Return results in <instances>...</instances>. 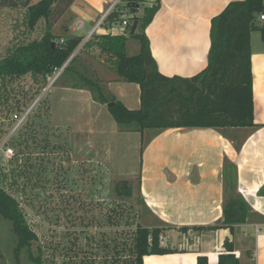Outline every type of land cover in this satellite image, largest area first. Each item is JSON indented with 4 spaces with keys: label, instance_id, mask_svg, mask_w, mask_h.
I'll use <instances>...</instances> for the list:
<instances>
[{
    "label": "rangeland",
    "instance_id": "rangeland-1",
    "mask_svg": "<svg viewBox=\"0 0 264 264\" xmlns=\"http://www.w3.org/2000/svg\"><path fill=\"white\" fill-rule=\"evenodd\" d=\"M126 5L122 1L121 6ZM69 10L55 26V35L67 34L68 29V35L85 38L88 27L73 31L82 16L74 17ZM144 11L141 7L136 16ZM26 14L25 7L0 8V61L45 33L44 20L30 30ZM127 16L134 15L129 10ZM252 35L254 47L263 43L260 32ZM139 48L140 41L131 39L128 55ZM75 54L80 60L74 70L58 72L48 81L32 75L0 80V116L9 119L31 111L10 140L15 157L8 160L0 152L1 185L17 199L38 236L41 264H126L133 261L130 248L142 222L140 189L144 186L147 194L159 189L170 196L167 186L158 183H164L162 171L168 165L163 161L165 147L161 138L147 144L153 132H146L142 140L139 132L121 131L106 105L94 103L89 91L73 89L78 75L96 80L98 70L104 78L113 72L110 58L96 48L85 50L82 43ZM136 87L134 83L121 87L127 102L140 98ZM14 125L11 121L0 125V147ZM17 245L13 225L0 215V264H17ZM38 246L33 247L35 253ZM20 262L37 264L26 250Z\"/></svg>",
    "mask_w": 264,
    "mask_h": 264
},
{
    "label": "trees",
    "instance_id": "trees-1",
    "mask_svg": "<svg viewBox=\"0 0 264 264\" xmlns=\"http://www.w3.org/2000/svg\"><path fill=\"white\" fill-rule=\"evenodd\" d=\"M154 7L146 6L142 0H126V6H120L109 16V24H119L124 11L145 7L139 20L138 28L132 33L133 23L127 35H95L86 43L85 50L92 48L110 58L113 71L119 81L137 84L141 93V107L129 110L116 96L106 92L99 79L92 80L85 75L80 77L77 87L93 94L94 101L107 105L113 120L124 132H139L142 140L146 132H153L150 139L170 129H215L224 137L232 130L235 134L245 128L258 129L254 123V75L252 71V33L260 32L264 42V24L260 23L264 15V0H244L232 2L220 15L212 20V45L208 66L192 79L178 77L167 78L159 72L157 63L151 53L150 40L145 30L153 21L161 7L160 0H153ZM75 0H0V8L27 9V23L30 30H35L43 19L46 23L45 33L40 40L22 44L0 61V80H20L32 75L43 77L48 81L71 59L84 42L82 36L67 34L56 36L55 26L65 10L70 9ZM131 39L140 41L139 52L129 56L127 45ZM53 43L56 46L53 47ZM78 54L64 69L61 75L72 72L79 62ZM77 73V71H75ZM111 105V106H109ZM154 136V137H153ZM234 142L238 152L242 142ZM0 176V215L10 221L17 238L15 257L17 264L20 254L26 250L29 258L41 264V249L38 236L26 222L25 215L17 199L1 185ZM225 204L224 221L221 224L197 230H216L222 225L233 232V227L245 223H263L264 216L253 211L252 207L237 194V167L225 161ZM141 186V180L139 178ZM228 197V198H227ZM143 206L140 224L136 226L133 243L130 248L132 262L126 264H144L147 256L168 255L174 250L160 247V237L165 232L164 224L149 226L142 219L147 205ZM187 232V228H182ZM152 239V243H150ZM37 245L35 253L33 247ZM228 255H221L219 264H239L234 261V245L225 242ZM198 264H209L206 257H199Z\"/></svg>",
    "mask_w": 264,
    "mask_h": 264
},
{
    "label": "crops",
    "instance_id": "crops-1",
    "mask_svg": "<svg viewBox=\"0 0 264 264\" xmlns=\"http://www.w3.org/2000/svg\"><path fill=\"white\" fill-rule=\"evenodd\" d=\"M114 1L75 0L69 12L74 17L82 16L89 29L88 34ZM160 1L159 11L145 30L152 56L159 72L165 77L192 79L208 66L212 20L229 4L239 0ZM251 49L254 123L260 128H245L236 134L229 130L225 137L210 128L170 129L152 140L156 142L161 138L165 147L163 161L168 165L162 171L164 183H158L167 186L165 193L170 196L159 192V189L147 194L143 186L140 202L147 205V210L142 219L149 226L160 223L166 226L161 236H168L170 240L164 248L175 253L147 256L144 264H198L199 257H206L209 264H219L220 256L229 253L224 246L226 241L234 245L231 252L234 261L239 264H264L263 223L236 225L233 232L222 225L216 230H197L198 227L207 228L224 221L226 160L237 167V194L254 212L264 216V42L254 47L252 35ZM95 76L103 82L106 92L116 96L127 109L133 111L141 107L138 85L134 89L139 90L140 98L127 102L120 90L128 83L119 81L114 71L106 75L108 78H104L99 70ZM73 89L88 91L80 86ZM92 99L94 101L93 94ZM128 103L139 107L130 108ZM237 135L243 143L240 152L233 144V141L238 142ZM182 228H187V232Z\"/></svg>",
    "mask_w": 264,
    "mask_h": 264
},
{
    "label": "built area",
    "instance_id": "built-area-1",
    "mask_svg": "<svg viewBox=\"0 0 264 264\" xmlns=\"http://www.w3.org/2000/svg\"><path fill=\"white\" fill-rule=\"evenodd\" d=\"M122 1H126V0H115L114 2H112V5H110L107 8V10L100 16L94 28L90 32H88L87 36L84 38L83 43L85 45L86 43L91 41V39L97 34L112 35V36L113 35L115 36L127 35V31L130 28L133 21L128 18L126 11H124L123 15L121 16L122 21L119 24H113L112 26L107 27L109 24V16L112 14L113 11L117 10L121 6ZM142 1L145 2L146 6L148 7L150 8L154 7L153 0H142ZM260 17H261V20L264 21V15H261ZM119 26L122 27L123 30H120ZM85 28H86V21H84L83 19H80L76 21L73 31L85 30ZM56 77L59 78V76H56ZM57 78H55V80H57ZM54 81L51 82L50 86L53 84ZM30 112L31 111L28 110L24 112L23 115L15 114L12 117H9V119L7 118L5 119L0 116V125L5 124L7 121L14 122L15 124L12 128H10L9 137L6 139V141L3 142V144L0 147V152H3L5 158L8 160L15 157V151L10 145V140L16 134V132L20 129V127L24 124V122L29 118ZM160 238H161L160 247L162 248L167 247L170 237L161 236ZM150 243H152V239H150Z\"/></svg>",
    "mask_w": 264,
    "mask_h": 264
},
{
    "label": "water",
    "instance_id": "water-1",
    "mask_svg": "<svg viewBox=\"0 0 264 264\" xmlns=\"http://www.w3.org/2000/svg\"><path fill=\"white\" fill-rule=\"evenodd\" d=\"M140 8H136V9H131V13L134 15L133 19H134V24H133V28H132V33H134L136 31V29L138 28L139 25V20L136 19V14L139 12ZM56 46V43H53V47ZM76 56V54H74L71 59L61 68V70L59 71V73H61L68 65L69 63L74 59V57ZM58 73V75H59ZM111 106V105H109Z\"/></svg>",
    "mask_w": 264,
    "mask_h": 264
}]
</instances>
